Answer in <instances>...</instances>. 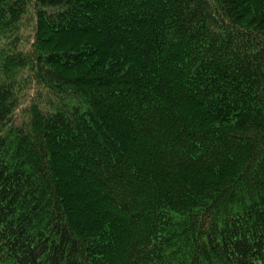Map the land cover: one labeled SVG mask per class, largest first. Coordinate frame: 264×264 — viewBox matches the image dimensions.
<instances>
[{"label": "trees", "instance_id": "trees-1", "mask_svg": "<svg viewBox=\"0 0 264 264\" xmlns=\"http://www.w3.org/2000/svg\"><path fill=\"white\" fill-rule=\"evenodd\" d=\"M0 264H264V0H0Z\"/></svg>", "mask_w": 264, "mask_h": 264}]
</instances>
